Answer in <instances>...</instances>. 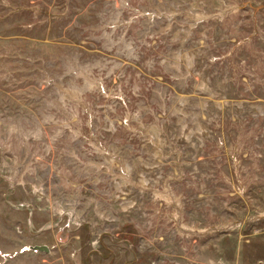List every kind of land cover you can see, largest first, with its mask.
Listing matches in <instances>:
<instances>
[{
	"label": "rangeland",
	"instance_id": "rangeland-1",
	"mask_svg": "<svg viewBox=\"0 0 264 264\" xmlns=\"http://www.w3.org/2000/svg\"><path fill=\"white\" fill-rule=\"evenodd\" d=\"M258 261L264 0H0V264Z\"/></svg>",
	"mask_w": 264,
	"mask_h": 264
},
{
	"label": "water",
	"instance_id": "water-1",
	"mask_svg": "<svg viewBox=\"0 0 264 264\" xmlns=\"http://www.w3.org/2000/svg\"><path fill=\"white\" fill-rule=\"evenodd\" d=\"M33 249H39V250H47L48 247L44 244H37L32 246Z\"/></svg>",
	"mask_w": 264,
	"mask_h": 264
},
{
	"label": "trees",
	"instance_id": "trees-1",
	"mask_svg": "<svg viewBox=\"0 0 264 264\" xmlns=\"http://www.w3.org/2000/svg\"><path fill=\"white\" fill-rule=\"evenodd\" d=\"M255 264H264V262L262 261V262H257V263H255Z\"/></svg>",
	"mask_w": 264,
	"mask_h": 264
},
{
	"label": "crops",
	"instance_id": "crops-1",
	"mask_svg": "<svg viewBox=\"0 0 264 264\" xmlns=\"http://www.w3.org/2000/svg\"><path fill=\"white\" fill-rule=\"evenodd\" d=\"M258 262H262V261H258ZM264 262V261H263ZM257 263V262H256Z\"/></svg>",
	"mask_w": 264,
	"mask_h": 264
}]
</instances>
